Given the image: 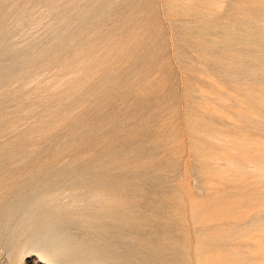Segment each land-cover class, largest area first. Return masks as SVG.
<instances>
[{
  "label": "rangeland",
  "instance_id": "obj_1",
  "mask_svg": "<svg viewBox=\"0 0 264 264\" xmlns=\"http://www.w3.org/2000/svg\"><path fill=\"white\" fill-rule=\"evenodd\" d=\"M0 264H264V0H0Z\"/></svg>",
  "mask_w": 264,
  "mask_h": 264
}]
</instances>
